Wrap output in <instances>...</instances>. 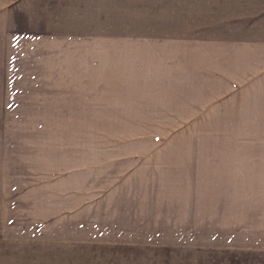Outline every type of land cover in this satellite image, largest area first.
I'll use <instances>...</instances> for the list:
<instances>
[{"label":"rangeland","instance_id":"374dc122","mask_svg":"<svg viewBox=\"0 0 264 264\" xmlns=\"http://www.w3.org/2000/svg\"><path fill=\"white\" fill-rule=\"evenodd\" d=\"M0 264H264V0H0Z\"/></svg>","mask_w":264,"mask_h":264}]
</instances>
